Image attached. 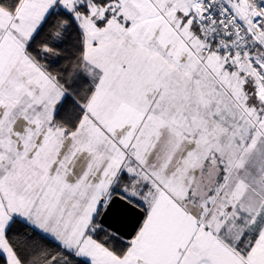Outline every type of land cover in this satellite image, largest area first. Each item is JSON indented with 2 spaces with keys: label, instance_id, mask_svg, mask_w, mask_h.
<instances>
[{
  "label": "snow or ice",
  "instance_id": "snow-or-ice-1",
  "mask_svg": "<svg viewBox=\"0 0 264 264\" xmlns=\"http://www.w3.org/2000/svg\"><path fill=\"white\" fill-rule=\"evenodd\" d=\"M0 264H264V0H0Z\"/></svg>",
  "mask_w": 264,
  "mask_h": 264
}]
</instances>
